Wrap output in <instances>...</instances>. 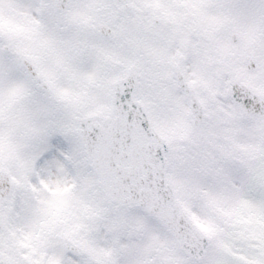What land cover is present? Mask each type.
Wrapping results in <instances>:
<instances>
[{"label":"snow or ice","instance_id":"snow-or-ice-1","mask_svg":"<svg viewBox=\"0 0 264 264\" xmlns=\"http://www.w3.org/2000/svg\"><path fill=\"white\" fill-rule=\"evenodd\" d=\"M0 264H264V0H0Z\"/></svg>","mask_w":264,"mask_h":264}]
</instances>
